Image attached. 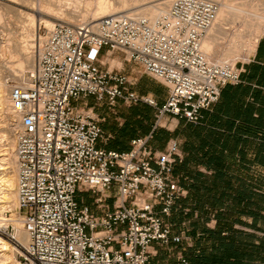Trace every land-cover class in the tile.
I'll use <instances>...</instances> for the list:
<instances>
[{
  "label": "built area",
  "instance_id": "built-area-1",
  "mask_svg": "<svg viewBox=\"0 0 264 264\" xmlns=\"http://www.w3.org/2000/svg\"><path fill=\"white\" fill-rule=\"evenodd\" d=\"M218 10L214 0H173L154 19L115 13L57 22L39 37L34 71L10 92L19 117L17 211L29 240L23 245L9 236L19 264H151L153 243L180 242L164 219L185 193L174 175L179 142L153 148L152 131L125 151L99 146L108 137L85 100L109 108L119 101L149 105L153 130L164 116L198 123L223 86L241 82L237 63H213L202 48ZM103 49L124 53L162 83L165 102L138 94L134 80L105 69Z\"/></svg>",
  "mask_w": 264,
  "mask_h": 264
},
{
  "label": "crops",
  "instance_id": "crops-1",
  "mask_svg": "<svg viewBox=\"0 0 264 264\" xmlns=\"http://www.w3.org/2000/svg\"><path fill=\"white\" fill-rule=\"evenodd\" d=\"M113 53L103 49L100 56ZM240 68L241 82L223 86L219 100L202 111L198 123L164 116V126L170 123L174 129L158 128L152 135L156 149L171 138L179 142L182 159L174 174L185 193L164 217L181 240L153 243L151 264H183L182 258L188 264H264V35ZM124 71L138 76L133 86L138 94L165 102L167 88L141 66L128 61ZM144 79L152 84L143 86ZM120 102L133 106L122 101L117 106ZM85 103L100 116L108 137L99 146L128 150L132 139L150 134H130L140 115L117 117L109 127L106 112L115 114L117 106L98 105L92 97ZM134 106L151 111L143 103Z\"/></svg>",
  "mask_w": 264,
  "mask_h": 264
},
{
  "label": "rangeland",
  "instance_id": "rangeland-1",
  "mask_svg": "<svg viewBox=\"0 0 264 264\" xmlns=\"http://www.w3.org/2000/svg\"><path fill=\"white\" fill-rule=\"evenodd\" d=\"M45 1L47 0H29V2L27 1L28 3L27 2L25 3L24 0H0V16H1L0 17L1 20L0 21V94H6L10 96L12 87L16 86L17 84H20L23 81V80L22 81L19 80V76L23 77L25 76V74H29L30 72H33L31 71L30 67L26 65H23V67L17 66L18 63L17 61L19 56L18 54L16 55V53L14 52V48L16 44L17 45L20 44L19 45L20 47L24 45L27 50H32L33 47H35L38 50V44L40 39L39 37L43 36L46 29L49 27H47L46 24L35 15V13L33 12V7H35L36 9L43 8L45 6L44 5ZM87 1L89 2L88 4H86ZM97 1L98 0H55V3L57 5L61 4L60 5L61 8L59 7L61 10L63 9L65 10L68 8H70L71 10L73 9L85 10V9H94ZM118 1L119 0H109V2L114 4H117ZM158 1L160 0H127V3L129 4H127L126 8L122 9L121 12H126L130 14V12H132L130 10L136 7V5L138 6L140 4H148V3L150 4V2L155 3ZM220 1H224V2L226 1L228 3H234L236 5L242 4L245 5L246 8L249 7L247 10H251V8H257L259 12L264 13V0H219V1L216 0L215 2H217L218 6H220L219 4ZM77 3H80V5ZM66 6L68 7L66 8ZM248 19H250V21L252 22L254 20V18H251V16L247 18L246 14L240 16L239 19L238 17L234 18L232 15L229 17L228 19L229 21L226 22V26H225L226 34L224 36L223 35L220 36L221 40L220 38L218 39V43L216 45L217 53L215 55H212L210 58L207 57L211 62L216 63L220 54L224 50H226V48L229 47V45L231 44V39L236 33L241 31L243 34L244 33L246 35L249 34L250 26L248 24L249 22ZM57 22L60 21H54V23ZM32 27L36 28L34 33L32 31ZM243 55L244 54L242 53V56ZM125 58L126 57L124 53L115 51L110 57L100 56V62L105 69L113 70L115 72H124V74H126L128 77L134 80V82H136L135 84L138 85L139 84V81H137L138 76L136 74H130L124 71L125 63H128L127 60L124 61ZM243 60L244 58H238L234 62L230 61L228 63H237V65L241 67V62ZM131 64H135V63L131 62ZM13 69L15 70V74L12 73ZM141 82H143L144 83L143 86L146 87L147 86L149 87L152 84L150 81L145 79L142 80ZM142 107L143 106H134V105L132 107H129L120 102L119 105L115 108L114 111L115 114L111 110H108L106 112L107 121L109 122L108 126L109 127L114 126V122H117L116 120L117 117L124 118L125 116L131 119L132 118L135 119L137 118V115H140V117L136 119L138 121H135L134 123L137 124L144 123L147 116L145 115V113L141 112V110H143ZM149 107L152 112L153 118L156 121L155 111L151 106ZM14 121L15 119L11 116H8V112L4 108V105L0 102V153H6L5 158L8 156V158L6 159L8 165L7 164L4 165L5 162H0V168L2 169L7 166H9L10 168H14V172L16 176L14 147L11 146L10 144L12 139L11 129L15 128V125L12 126ZM157 128H162L164 130L174 129L173 125H171L170 123L164 126V120H161ZM131 131H134V129H131ZM12 132L13 134H15L14 133L15 130ZM129 132L130 130L127 133ZM82 195L83 194H78L77 198L80 200L82 198ZM87 199L88 202L90 203L91 197L89 195L87 196ZM2 200H3V193L0 190V215L2 217H5L6 219H10L13 216L19 217V213L17 211V204L13 208L9 206L1 208ZM109 203L112 204V200H109ZM15 233H16V229L13 230L11 226H7V228L3 231L0 230V238L7 242V248L6 250H4V252L7 254L6 256H4V258L3 257L2 259L0 258V264H12V263L19 264V260H18L19 249L15 247V245L11 242V239L9 237L10 235L15 236L16 235Z\"/></svg>",
  "mask_w": 264,
  "mask_h": 264
},
{
  "label": "bare ground",
  "instance_id": "bare-ground-1",
  "mask_svg": "<svg viewBox=\"0 0 264 264\" xmlns=\"http://www.w3.org/2000/svg\"><path fill=\"white\" fill-rule=\"evenodd\" d=\"M27 1L29 2V0H24L25 3ZM172 2L173 0H160L155 3L150 2V4L149 3L140 4L138 6L135 4L136 7L132 8V10H130L132 12L129 11L130 14L129 13L128 14L131 16L145 15V16L150 17L151 19H154L157 16H159L161 13L168 11ZM88 3L89 2L87 1L86 4ZM77 4L80 5V3H77ZM127 4H129L127 3V0H119L117 4L111 3L109 2V0H98L94 9L75 10L72 7L73 10H71L70 8L61 10L60 9L61 4L57 5L55 3V0H47L45 1V4H44L45 6L43 5L44 6L43 8L36 9L35 7H33V12L38 18H40L46 24L47 27L51 28L54 25V21H60L63 23H74L78 20L93 21L99 17L109 15V14L126 13V12H121V10L126 8ZM219 4L220 6H219L217 18L203 41V45H202L203 51L206 57L208 58H210L212 55H215L217 53L216 45L218 43V39L220 38V36L222 35L224 36L226 34L225 26H226V22L229 21L228 20L229 17L232 15L234 18L238 17L239 19L240 16H242L243 14H246L247 18L251 16V18H254L255 20V23H254V20L252 22L250 21V19H248L249 20L248 24L250 26L249 34L247 33L248 35H246L245 33L243 34L240 31L236 33L234 36L232 35L233 37L231 39V44L229 45L228 48H226V50H224L220 54L216 63H228L230 61L234 62L238 58L246 59L255 49V46L259 38L262 35H264V13L259 12L257 8H251V10H247L249 7L246 8V6L242 4L236 5L234 3H228L226 1L225 2L220 1ZM67 7L68 6H66V8ZM35 30L36 28L32 27L33 33L35 32ZM41 42H42V38L39 39V44H41ZM19 45L16 44L14 48V52L16 53V55L18 54L19 56L18 61H17L18 62L17 66L23 67V65H26L30 67L31 71H34L38 50L35 47H33L32 50H27L24 45L21 44L22 45L21 47ZM242 53L244 54L243 56H242ZM12 73L15 74L14 69L12 70ZM19 80L21 81L24 80V76L23 77L19 76ZM0 102L4 105V108L8 112V116H11L15 119L12 125V126L15 125V128L11 129L12 131H14L16 128L19 127V117L16 116L11 109L10 96L6 94H0ZM12 131H11L12 139H11L10 144L11 146L14 147L15 134H13ZM5 154L6 153H0V162H5L4 165L8 163L6 162L7 161L6 159L8 158V156L5 158ZM15 177L16 176H15L14 168H10L9 166L4 167L2 169L0 168V190L3 193V200H2L1 208L7 207V206L13 208L17 204L15 201L16 199L15 198L16 197ZM10 223H12L16 229L15 238L18 239L23 245H27L29 242L28 235L26 234V232L22 230V227H21L22 220L20 217L13 216L10 219H6L5 217L1 216L0 217V230L1 231L5 230L8 224ZM0 244H1L0 245V258L2 259V257L4 258V256H6L7 254L4 252V250H6L7 248V242L0 238Z\"/></svg>",
  "mask_w": 264,
  "mask_h": 264
},
{
  "label": "trees",
  "instance_id": "trees-1",
  "mask_svg": "<svg viewBox=\"0 0 264 264\" xmlns=\"http://www.w3.org/2000/svg\"><path fill=\"white\" fill-rule=\"evenodd\" d=\"M145 115L147 116L145 122L137 124L136 128L134 129V131L132 133H130V134L135 135L138 130H141L145 134H148L149 132L151 133L153 131L152 135L153 136L155 135V133L157 132L158 128L153 130V126H154L155 120L153 118L152 112L150 111L149 114L145 113ZM111 149H115V150H118V151H125V150H121V149H118V148H111ZM174 169H175V166H174Z\"/></svg>",
  "mask_w": 264,
  "mask_h": 264
}]
</instances>
